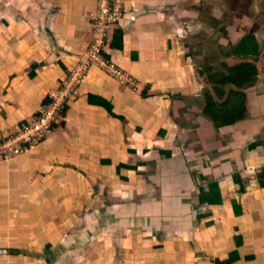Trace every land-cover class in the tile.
I'll list each match as a JSON object with an SVG mask.
<instances>
[{
    "label": "crops",
    "instance_id": "1",
    "mask_svg": "<svg viewBox=\"0 0 264 264\" xmlns=\"http://www.w3.org/2000/svg\"><path fill=\"white\" fill-rule=\"evenodd\" d=\"M188 3L123 0L101 55L130 81L90 66L40 142L0 161V264H264V151L241 146L264 135V118H203ZM95 9L0 3V137L70 81ZM210 184L219 200L198 202Z\"/></svg>",
    "mask_w": 264,
    "mask_h": 264
},
{
    "label": "rangeland",
    "instance_id": "2",
    "mask_svg": "<svg viewBox=\"0 0 264 264\" xmlns=\"http://www.w3.org/2000/svg\"><path fill=\"white\" fill-rule=\"evenodd\" d=\"M189 5L195 7L194 11L198 13V23L191 21L194 29L193 38H190L191 48L186 51L191 55L192 65L195 63L198 70L209 66L212 68L211 75L226 74V66L242 61L229 55L232 46L246 35L254 38L258 56L256 59L246 58L245 61L254 64L255 76L250 83L238 89L245 96V113L238 121H244L246 115L255 121L261 117L264 118V107L261 104L264 94H260L264 92V0H189ZM195 31L199 32L195 34ZM201 79L205 90L202 89L200 110L205 102L204 92L212 97L210 91L212 87L207 83L206 75L203 74ZM227 89L228 86L224 87L221 98L213 97V101L220 102ZM203 118L209 121L207 117L203 116ZM248 126L251 127V124ZM246 129L250 131V128L246 127ZM262 132L263 130L261 134ZM221 139L225 140V135ZM254 140L252 136L249 139L245 135L241 146L245 148Z\"/></svg>",
    "mask_w": 264,
    "mask_h": 264
},
{
    "label": "built area",
    "instance_id": "3",
    "mask_svg": "<svg viewBox=\"0 0 264 264\" xmlns=\"http://www.w3.org/2000/svg\"><path fill=\"white\" fill-rule=\"evenodd\" d=\"M123 17V0H96V9L89 15L93 40L87 50L86 58L82 60L77 69L70 76V81L58 90L49 93V102L46 106L38 108L37 116L28 123L15 127L7 135L0 137V161L15 158L36 146L47 133L51 125L58 121L65 98L73 87L82 79L84 72L92 65H100L106 72L121 82H129L130 78L101 55L110 29Z\"/></svg>",
    "mask_w": 264,
    "mask_h": 264
},
{
    "label": "trees",
    "instance_id": "4",
    "mask_svg": "<svg viewBox=\"0 0 264 264\" xmlns=\"http://www.w3.org/2000/svg\"><path fill=\"white\" fill-rule=\"evenodd\" d=\"M110 44L111 47H122V38L119 31L114 32ZM229 55L233 58H239L242 61L231 66H226V74L218 73L217 76L211 75L210 72L212 71V68L209 66H204L199 70V74L206 75L207 83L211 84L212 87L210 90L212 92V97L206 92L204 94L205 102L202 108V114L216 127L233 125L236 121L242 119V116L245 113V96L244 93L238 89L250 83L255 76L254 64L245 61L246 58L256 59L258 56L254 38L251 35H246L239 39L232 46ZM105 57H108V55L105 54ZM226 86H228V89L223 99L220 102L213 101V97L221 98L223 95V88ZM62 113L63 111L61 110V114ZM257 147H262L264 151V135L256 138L246 146L248 150H253ZM259 175V180H262L264 172L262 171ZM260 185L263 186V183L260 182ZM213 188H215V185L210 184L208 185L207 192L199 190L197 194L198 202L207 204L217 202L219 200L217 189L215 191ZM214 195L218 197L215 200L212 199Z\"/></svg>",
    "mask_w": 264,
    "mask_h": 264
},
{
    "label": "water",
    "instance_id": "5",
    "mask_svg": "<svg viewBox=\"0 0 264 264\" xmlns=\"http://www.w3.org/2000/svg\"><path fill=\"white\" fill-rule=\"evenodd\" d=\"M3 2V0H0V3Z\"/></svg>",
    "mask_w": 264,
    "mask_h": 264
}]
</instances>
